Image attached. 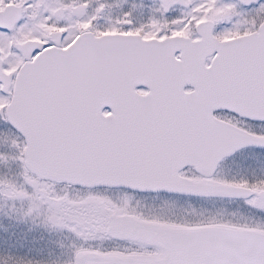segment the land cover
Returning <instances> with one entry per match:
<instances>
[{"label":"snow or ice","instance_id":"snow-or-ice-1","mask_svg":"<svg viewBox=\"0 0 264 264\" xmlns=\"http://www.w3.org/2000/svg\"><path fill=\"white\" fill-rule=\"evenodd\" d=\"M0 264H264V0H0Z\"/></svg>","mask_w":264,"mask_h":264}]
</instances>
